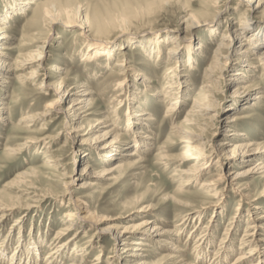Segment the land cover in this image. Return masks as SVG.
I'll list each match as a JSON object with an SVG mask.
<instances>
[{"label":"rangeland","instance_id":"obj_1","mask_svg":"<svg viewBox=\"0 0 264 264\" xmlns=\"http://www.w3.org/2000/svg\"><path fill=\"white\" fill-rule=\"evenodd\" d=\"M40 1L47 2L48 0ZM55 1L64 8L72 9L81 5L87 17L100 16V18H107L110 23L109 25L107 24V34L98 36L95 35L94 31L89 33L97 38L112 39L114 41L112 44L114 46L113 49H117H114V57L109 62L107 61V64L105 61L100 62L101 60L99 61L100 64L96 62L84 64L85 61L81 55H84L89 50L88 42L86 43L84 36L80 35L79 29L73 28L70 30L66 26L58 25L51 35L49 34L50 31L42 33L43 40H41V43H34L35 45L20 49L16 48L17 50L11 51L10 58L11 62H13L18 59L17 56L19 54L35 50L37 48L36 45H43L48 41L47 52L44 55V67L40 71V74H42L40 77L28 80L26 83L19 82L18 79H20L21 75L29 76L33 68H37V65H33L25 70H15V73L6 75V82L0 84V102L3 103L2 116L5 117L0 123V202L2 201L0 204L11 208L8 211H4L6 215L0 220V247H3L8 241L10 247H8L9 251L7 250L6 253L9 256L14 255L16 257L18 254L15 255L13 252L17 249L18 239H25V243L28 244L32 237L37 239L44 238L45 243L42 247L43 254L41 256L43 258V255L50 251L52 243L55 242L53 238L57 231L70 223L68 221L71 217L69 213L74 209L69 203V198L72 194L76 198H90L94 206H99L102 210L101 214L105 217L101 224L103 228L113 226L118 230H124L125 228L136 227L134 231L140 232V229L145 227L143 220L149 219L152 221V224L147 227L149 231L153 225H159L163 230L170 225L173 226L176 234H178L179 230L181 231V235H179L180 244L183 245L185 252L189 254L187 255L188 258L193 261L195 260L193 252L196 253L194 241L203 232L206 224L209 225L210 214L219 206L218 211H223L224 213L218 218L217 222L219 224L212 223L216 225L213 234L216 236L215 242L220 244L229 219L235 217L237 224L233 227L231 226L235 230L232 231L231 228L228 230V233L231 231V235L227 234V240H232L233 248L237 249L242 243L246 224L251 221L247 220L248 216H250L249 213H257L255 217H259L256 220L258 225L264 224V179L260 174L253 173L249 176H241L235 184L229 187H226L223 183H217L215 187L207 189L202 182H206L207 176L215 174V170H212L206 177L203 176L197 179L198 181H192L191 184L184 185L189 177L181 174V171L192 167L194 160L186 161V165L181 164L179 159L185 153L186 143L183 142L184 134L175 129L177 125H182L189 133L201 135L205 140L209 139L217 142V144L226 142L227 145L223 146V152L227 155V160L232 162L227 167L229 172H244L256 162V160L236 159L235 153L232 155V151L236 152L237 145L248 143L249 141L257 144L261 143V151L264 152V98L252 100L255 105H252L253 103L251 102L246 109L239 108L237 104V99L240 98L238 96V92L241 91L240 89L238 90L240 85L248 86L252 84L250 92L253 93V97L255 93L264 91V70H262L261 66L259 67V60L256 56L257 59L254 56H249L255 67L253 68V74L245 78L240 77L241 66L248 63H246V58L242 61L238 60L243 58L241 55L245 47L243 41L239 42L233 52L232 59L229 61L216 54L220 38L224 32L231 33L244 20H247L248 25H254L252 30L256 31L262 26L264 2L257 10L249 11L246 10L245 6H240L236 0H221L219 4L222 7V12L216 26V36L213 37L210 35V27L212 25L208 23L215 19L217 13L214 11H217V8L213 5L212 0ZM4 7V1L0 0V13L4 11ZM33 8L35 7L31 5L32 10ZM231 13H234V18L229 21L227 17ZM192 14L196 15L198 21L201 22L200 27L195 29L189 26L190 22L193 21L191 19ZM31 16L32 12L27 11L23 15L21 14L20 17L17 16L14 21L11 20L9 23L10 28L7 30L13 39L9 40L8 43H14V46L18 45L25 20ZM1 24L4 25V22H1L0 26H2ZM122 29L125 30L126 34L121 37ZM32 33H34V30L29 35L31 36ZM170 37L177 39L167 40ZM155 41H160L158 42L161 50L160 58L150 57L144 52V48L148 47V45L152 46L156 43ZM190 41L195 45L193 56L196 62L194 67H188L187 64L186 46ZM123 44H127L129 47L125 50H119L120 45L122 46ZM85 46H87L86 50ZM171 49L176 50V52L169 54L168 52ZM263 49V46L260 47L259 53ZM177 53H182V56L177 57ZM38 58L40 57L38 56ZM217 59L222 63H219ZM18 60L24 61L22 58ZM177 60L180 63L178 69L181 73L179 76L182 82H190L191 85L186 88L187 91L179 87L180 91L178 89L171 91L172 93L176 92L177 96L181 97V102H183L177 111L174 114L172 113L173 116L171 117L168 115L171 112H166V106L170 100L167 98L164 101L163 97L166 95L165 91H170V89L168 90L165 87L167 85L166 81H168L165 78L166 76L170 77L168 76L172 70L170 68L176 65L175 62ZM118 61H122L127 66L120 67ZM228 63L235 64H232V67ZM56 67L60 70L56 71ZM211 67L214 70L216 69L217 76L211 81L202 84ZM134 68L149 71L147 76L155 79L153 88L145 89L143 78L135 81L134 77L131 76ZM232 68L234 71H231L233 70ZM16 73H18V76ZM235 73H237V76ZM43 80L52 84L53 87H58L63 81L64 87L67 90L70 89L71 95L67 96L64 103L66 109L72 105L73 94L79 88L84 89L83 85L86 84L91 92L88 99L92 101L89 112L108 115L111 119V121L108 120V124L114 125L111 127L115 128L114 133L97 144L91 143V140L90 142L86 140L91 138H88L90 134H87L88 130H90L89 121L85 120L86 125H83L84 127L79 135L82 136V140L85 139V141L89 142V144L85 145L86 147H93L94 152L87 150V147L81 151L79 156H76L70 143L71 141L66 136V118H63L66 115L63 114L57 120H54L51 115L42 116L45 114V105L53 98H51L52 95L44 87L39 88ZM132 82H136V88H129ZM204 84L211 86V91L208 95L210 99L214 100L213 104L217 105L216 112H218V117L209 125L204 120L200 121V126L185 123L186 117H190L189 115L195 112L193 110H195L198 102H201L199 90ZM128 90H133V92L129 93ZM169 96L172 97V95ZM130 111L137 115L141 114L140 111L142 113L150 112L151 115H143L141 119L144 121V130L150 134L148 139L151 146L147 150H141L140 154L144 158H139L141 163L128 176L120 177V173L114 175L104 174L102 173L103 170L112 168L117 160L107 162L98 154L99 152L102 153L103 149H96L95 145H104L111 141L116 134L121 135L120 138L125 143V146L130 144L133 137L126 128L127 116ZM31 114L34 115L35 119L22 120L26 116L32 117ZM240 115H246L247 117L243 118V121L239 120L240 122H238L239 124L237 123L236 128L233 127L229 131L227 128L228 122L231 124L234 116ZM98 116L87 117L89 120L92 119L91 121L93 122L96 121ZM152 117L154 120H152ZM147 118L151 120H146ZM78 123L80 124V122ZM234 129L245 133V136L234 137ZM11 149H15V151ZM132 149V146H127L124 150L130 152ZM162 150L168 159H159L160 156H157L156 153H160ZM48 156L51 159L61 161L57 163L55 170L51 163L48 162ZM126 157L128 158L129 156ZM88 162L93 166V172L102 175L98 177V185L93 189H86L81 186L86 179L83 176L86 173L83 172V169ZM194 167L196 168V165ZM35 169L41 171L44 181L40 182L32 178V172ZM234 172H232V175ZM62 173H64V176ZM67 182L75 183L71 189L72 191L70 190L72 193L69 192L70 194L65 189ZM158 188L161 191L162 188L163 190L167 188L169 192L181 191L184 195H177V197L185 201L183 205H185L184 209L186 212H190L191 217L192 215L202 217L199 219L200 222H190L188 223L189 225H186L188 227L186 231L190 230L194 233L189 240H187L186 231L182 235V226L175 228V225L180 222V213L183 211L181 207L183 206L179 207L181 204L175 200H164L163 194H159L156 190ZM228 189L231 191L230 193ZM217 190L223 191L226 195H222V192L216 194ZM246 193L250 194L252 199H256V201L251 203L249 199H244L243 194ZM144 194L148 196L145 203L155 206V210L151 214H141L138 211L140 203L137 202V199ZM227 194L228 197L225 198ZM221 196H224V198H222L220 206L218 203ZM239 205L240 209L237 210L236 207ZM254 205H260V208L252 209L251 207ZM4 212L0 210V217ZM196 225L197 228L195 227ZM84 231L80 230L78 232L79 237L76 241H78L79 246L88 247L86 248L87 257H89L88 264L99 261L95 259L98 256L101 258L99 264L110 263L115 249L114 242L111 239L113 233H108V236L103 241H93L95 245L89 247V239L94 234V231L86 233ZM258 233H261L260 236L264 237V228L262 231L259 230ZM19 234L21 235L19 236ZM69 237L70 233L65 236V239ZM138 237L139 235L135 236V238ZM154 238L148 239L150 247L144 248L143 258L149 264H160L162 255L173 251L170 245L162 246L163 241L160 239L166 238L164 235H156ZM96 239L97 237L94 236L93 240ZM186 240L187 243H185ZM169 241L174 242V244L177 243L174 239H169ZM74 245L75 243L70 244L63 253L61 252V256L67 257L75 252H86L78 249L74 252ZM248 245H244V251L248 250ZM123 247L127 248L125 244ZM236 255L235 252L229 257L228 262L230 264L234 261ZM12 262L0 261V264H11ZM122 262L127 264L128 261L125 258ZM39 263L41 262L39 261Z\"/></svg>","mask_w":264,"mask_h":264},{"label":"bare ground","instance_id":"obj_2","mask_svg":"<svg viewBox=\"0 0 264 264\" xmlns=\"http://www.w3.org/2000/svg\"><path fill=\"white\" fill-rule=\"evenodd\" d=\"M2 1H4L5 7H4V11L0 13V21L4 22V25L1 24L2 26H0V84H4V82H6L5 80L6 75L15 73V70H25L26 68H29L30 66H33V65H37V68H33L32 72L30 73L27 72L30 74L29 76L21 75L19 77L20 79H18L19 82L26 83V81L31 80V79L34 80L40 77V75H42L40 74V71L44 67L43 66L44 58H45L44 55L47 52L46 48H47L48 41L45 42L46 45L45 44L36 45L37 48L35 50H31L28 53H25V54L22 53L17 56L18 59L22 58L24 61H19L18 59H15L13 62H11V58H10L11 51H13L16 48L20 49V48L32 46L34 43L36 44L41 43V40H43L42 33L44 31H48V32L50 31L49 34L51 35L52 31L55 30L58 25L66 26V28L70 30L73 28L77 30L79 29L80 35L84 36L83 38L86 40V43L88 42V47H89V50H87V52L84 55H81L83 57V60L85 61L84 64H88L89 62L90 63L96 62L100 64V62H104V61L107 64V61L109 62L114 57V49H117V48L113 49L114 46L112 44L114 43V41L112 39L97 38L95 36V35L103 36L107 34V24L108 25L110 24L107 18H100V16L87 17L84 14V11L81 5L78 7H74L72 9L64 8L58 5V3H56L55 0H48L47 2H41L40 0H38L40 2L35 1V0H2ZM212 1L214 3L213 5L217 8V11H214L215 9L213 11L216 12L217 15L215 19L209 22L208 24L212 25V27L209 26L211 28L210 35L214 37L216 36L215 35V32L217 31L216 26L218 25L219 17L221 16L222 7L219 4L221 0H212ZM236 1L239 3L240 6H245L246 10H249V11L257 10V8L262 6L264 2V0H236ZM31 5L35 7L33 8V10L31 9ZM27 11L32 12V16L29 17L27 20H25L26 22L24 23L22 27L21 37L19 39L20 41L17 46H14V43H10V42L8 43L9 40L13 39L7 30L8 28H10L9 23L11 22V20L14 21L17 18V16L20 17L21 14L23 15ZM194 14L191 15L192 17L191 19H193V21L190 22L189 26L195 29V28L200 27L201 22L198 21V18ZM233 14L234 13H231L227 17V20L231 21L234 18ZM246 24H247V20H244L241 23V25L238 28H234V30L231 33L227 31L224 32L220 38L219 45L216 51L217 52L216 54H218L222 58L228 59L229 61L232 59L233 52L237 48L239 42L243 41V45L245 46L244 50L241 53L243 58L238 59L242 61L244 60V58H246V63L248 62L246 65L241 66L242 68H241L239 75L240 77H243V78L247 77L248 75L253 74V71H254L253 68H255L254 64L251 62V59H249V56L251 57L256 56L259 60L258 61L259 67L261 66L262 70H264V49L262 50V52L259 53V48L262 46L264 48V20H262V26L256 31L252 30L254 25H251V24L246 25ZM122 27L124 28V26ZM32 30H34V33H32V35L30 36L29 33ZM91 31H94L95 33L94 36L89 33ZM120 34H121L120 35L121 37L125 36L126 34L125 30L122 29V32ZM173 38L174 37L172 38L170 37L167 40L177 39V38H174V39ZM15 40L17 41V39ZM158 42L160 41H157L156 43H154L153 44L154 46L148 45V47H145L144 52L147 53V55L150 57L153 56L155 58H158V57L160 58L161 50H160V47L158 46L159 44ZM128 43H129V40H128ZM86 47L87 46H85V50H86ZM128 47L129 46L127 44H123L122 46L120 45L119 50H125ZM186 50L188 52V54L186 52V55H188L187 57L188 67L189 66L194 67V64L196 62L193 56L195 45L192 41L188 43V45L186 46ZM173 52L175 53L176 50L171 49L169 50L168 53L172 54ZM177 54H178L177 57L182 56L181 55L182 53H177ZM38 56L40 58L37 59ZM256 57L255 59H257ZM122 61H118L120 64V67L122 68L126 67L127 65H125V63H122ZM217 61H219V63H222L220 62L219 59H217ZM175 63L176 65L170 68L172 70L171 71L169 70L170 74H168V76L170 77H167L165 75L166 76L165 79L168 80L166 81L167 85L165 87L168 90L170 89V91H165L166 95L165 97H163L164 101L167 98H169L170 100V102L166 106V112L168 113L171 112L170 114H168L171 117L173 116L174 112L177 111V109L183 103L181 102V99H180L181 97L179 95L177 96L176 92L172 93L171 91L173 90L176 91L178 87L180 89H184L185 91H187L186 88H188L191 85L190 82H185V81L184 83L182 82L181 77L179 76L181 75V73L179 72V69H178L180 67L179 60H177ZM228 64L231 66L232 64H235V63H228ZM55 70L59 71L60 69L56 67ZM231 71H234V69ZM147 72L149 71L134 68V70L131 73V76L134 77L135 81H138L140 78H143L145 89L153 88V83L155 82V79H153L150 76H147ZM17 74L18 73H16V75ZM235 75L237 76V73H235ZM215 76H217L216 69L214 70L211 67L209 72L206 74V79L202 81V84L204 82L211 81ZM135 83L136 82H132L129 88H132V87L136 88ZM251 86L252 84L248 86H241V85L238 86V90L240 89L241 91L238 92L239 95L237 94L240 97L239 99H237V104L239 108L241 109L248 108L252 100H259L260 98H264V91L262 92L259 91L255 93L253 97V93L250 92ZM42 87H44V89L49 94L52 95L51 98L53 97L45 105V114H43L42 116L51 115L54 120H57V119H60L61 116H63V114L66 115V117L65 116L63 117V118H66V122H65V128L67 131L66 136L71 141L70 143L72 145V148L76 156H79L81 151L85 150L88 147V146L86 147V145L89 144L90 140L92 141L91 143L97 144L101 140H106L107 137L111 136L114 133L115 128H111L114 125L111 123L108 124L109 121H111L108 115L89 112L90 106L92 105V101L91 99H88V97L91 95V92L89 91V88L87 87L86 84L83 85V87H85L84 89L82 88L80 89L78 87L79 90L77 89V92L73 94L72 105L68 109L64 107V103H65V100L67 99V96L71 95V93L69 91L70 89L67 90L64 87L63 81L58 87H53L52 84L46 82V80H43L41 81V85L39 86V88H42ZM212 90H213V87H212ZM46 91H45V94H46ZM128 91L129 93L133 92V90H128ZM178 91L180 90L178 89ZM210 91H211V86L209 85L204 84L202 87H200L199 97L201 99V102L197 100L199 102L196 105L195 110H193L195 112L193 114H190L189 115L190 117H186L185 123L196 124L197 126H200V121L204 120L206 124L209 125L210 123L213 122L214 119H217L218 117V112H216L217 105H214L213 104L214 100L212 98H211L212 100L209 98L208 93H210ZM169 95H172V97H170ZM2 104L3 103L0 102V123L3 121V119H5V117L2 116V112H3ZM252 105H255V103H253ZM142 111H140L141 112L140 115L132 113L131 111L128 112L129 115L127 116L126 128L130 131V134L133 137L132 142H130V144L127 145L128 147H131V146L133 147V149L130 150V152H126L127 150H124L125 147L127 146H125V143L122 142L120 138L121 135H118V134L114 135V138L111 141L105 143L102 146L101 144L95 145L96 149H103V152L102 153L99 152L98 154H100V157L105 159L107 162L117 160L112 168L103 170L102 173L113 174V175L116 173H120V177H125V176H128V174L133 173L138 167V165L141 163V159L144 158L140 154L141 150L142 151L144 149L147 150L151 146V144L149 143V139H148L150 134H148V132L144 130L145 129L143 126L144 121H142L141 119L143 115H151V114L150 112L142 113ZM95 114L99 115L98 118H96V121L92 122L91 121L92 119L90 120L88 119L87 116H96ZM31 116L32 117L26 116L22 120H32V118H34V115L31 114ZM245 117L247 116L246 115H240L236 117L234 116V119L232 120L231 124L229 122L227 124L228 130L230 131V129H232L233 127L236 128L237 123L240 122L239 120H242ZM85 120L89 121L90 130H88L89 132L87 134H90V137L88 138H91V139H86V140H89V142L85 141V139L82 140L81 139L82 136L79 135L80 131L84 127L83 125H86ZM146 120H151V119L147 118ZM152 120H154L153 117H152ZM78 122H80V124ZM175 130L178 132H182L184 134L183 142L186 143L185 153L183 157L179 159L181 164H185L186 161L194 160V164H192V167L188 169H183V171H181V174L189 177L188 181L184 185H189L191 184L192 181L194 182L198 181L197 179L203 176L206 177L207 174H209V172L212 170H215V174L207 176V178L205 179L206 182H202L203 185H206L207 189L213 186L215 187L217 183H223L224 185H226V187H229L235 184L236 181L239 180V178H241V176H249L253 173L260 174L261 177L264 179V152L261 151L262 150L261 143L257 144V143H252L249 141L248 143H244V144L236 146L237 153L232 151V155L235 153L236 159L241 158L243 160H248V161L256 160V162L251 166L249 165L250 167L246 169L244 172L235 173L234 171H232L234 172L232 175V172H229L227 170L228 165H230L232 162L231 160L230 161L227 160L228 157L223 152L224 150L223 146L227 145L226 142L217 144V142L215 141H212L209 139L205 140L203 139L201 135H197V134L195 135V134L189 133V131L188 130L186 131L182 125H177ZM233 131H235L233 132L234 137L238 136L240 138V137L245 136V133L238 132L240 130L236 131L234 129ZM82 134L84 133L82 132ZM92 148L93 147H88L87 150L89 149L91 150V152H94ZM11 150L15 151V149L14 150L11 149ZM156 154L157 156H160L159 159H168V157L165 156V154L163 153V150L162 152L156 153ZM126 156H129V157L127 158ZM47 160L48 162L51 163V166L54 168V170L57 166V163L61 162L60 160H57V159H51L50 156L47 157ZM194 165H196V168L194 167ZM92 168L93 166H91L90 163L88 162L86 163V167L83 169L84 170L83 172H86L83 174V176L86 179L84 180L81 186L86 189H91V188L93 189L95 186H97L99 182L98 177L102 176L101 174L97 172H93ZM63 174L64 173H62V175ZM32 178L35 179L36 181H40V182L44 181L41 171L37 169H35L32 172ZM73 184L75 183H72V182L66 183L65 189L68 193L72 191L71 189L74 186ZM156 190L158 191L159 194L161 195L163 194V196L165 197L164 200H175L177 201V203L181 204L179 205V207L183 206L181 207L183 208L182 209L183 211H181L182 213H180L181 214L180 220H179L180 222L177 225L174 224L175 228L182 226V230H183L182 235L188 228L186 226L188 223L195 222V221L200 222L199 219L202 218L201 216L195 217L194 215H192L191 217L190 212L188 211L186 212V210L184 209L185 205H183V203L185 201L177 197V195H184L181 191L169 192L167 188L165 190H163L162 188V191L159 188ZM228 191L229 193L231 192L229 189ZM219 192H222V195H226V193H223V191L221 190H217L216 194ZM71 195L69 198V203L71 204V206H73L72 208L74 209L72 212L69 213V216L71 217L68 219V221L70 223L66 224V226L62 227L59 231H57L55 237L53 238L55 239V242L52 243V247L50 248V251L47 252L46 255H43V258H41V256L43 254L42 247L45 243V239L44 238L37 239L36 237H32L28 244L25 243V239L24 240L23 239L21 240V238L18 239L17 249H15V251L13 250L14 251L13 253H15V255L18 254V256L16 257L14 255L9 256L6 253L7 250L9 251L8 247H10L7 241L6 242L7 244L3 245V247H0V261H13L11 264H24V263L26 264H31V263L32 264L33 263L34 264H88L89 257H87L88 253L86 250V248L88 247L87 246L81 247L78 245L79 244L78 241H76L79 237L78 232L80 230H85L84 231L85 233L89 231H94V234L89 239V242H90L89 247L94 246L95 241H103L106 238V236H108L107 235L108 233H113L111 239L114 242L115 249L113 251L112 257L110 256L112 258V261L108 264H123L122 261L125 258L128 261L127 264H149L143 258L144 248L150 247V244L148 243L149 238L150 240L151 238L155 239L154 237H156V235H161V234L166 237V238L160 239L163 241L162 246L165 247L166 245H170L171 250L173 252L163 254L160 264H230L228 262L229 257H231L233 253L235 252L237 255L231 264H264V237H261L260 236L261 233H258L259 230L261 231L263 230L264 224L258 225L256 220L259 219V217H255V215L257 214L255 212L252 214L249 213L250 216H248L247 220L248 221L251 220V221L249 222L246 221L248 223L246 224V230H245V234L242 239V243L237 249H235L233 248L234 247L233 241L227 240V234L231 235V231L230 233H228V230L231 228V226L233 227L237 224L234 219L235 217H231L229 219L228 226L223 235L224 237L220 241V244H217V242H215L216 236H214L213 234L215 231L214 227L216 225L212 223L219 224L217 222L219 220L218 218L224 213L223 211H218L219 206L215 208V210L212 211V213L209 216V225L206 224V227L204 228L203 232L194 241V250L196 251V253L193 252L194 257H195L194 258L195 260L193 261L188 258L187 255L189 254L185 252L183 245L180 244L179 235H181V231L179 230L178 234H176L173 226L170 225L166 229L163 230L161 229L159 225H153L151 226L150 231H149L147 230V227L148 225L152 224V221L149 219V220H143V224L145 225V227H142L140 229V232L134 231L136 230V227H131V229L124 227L125 228L124 230H118L117 228L113 226L103 228L101 224L105 220V217H103V215L101 214L102 210L99 208V206H94V203L90 198L82 199V198H76L74 195L72 196ZM243 195H244V199H249L251 203L256 201V199H252L250 194L246 193ZM147 197L148 196H145L144 194L140 198L137 199L138 200L137 202L140 203L139 204L140 207H138L140 209L138 211H140L141 214L142 213L151 214L155 210L154 205L145 203V200L147 199ZM227 197H228V194L227 196H225V198ZM222 198H224V196H221V199L219 200L218 204H220V202L222 201ZM0 203H2V201ZM236 208L237 210H239L240 205L237 206ZM251 208L259 209L260 205L259 206L254 205ZM10 209H11L10 207L4 204H0V210H2L3 212L8 211ZM5 213L6 212H4L3 215L0 217V220L6 215ZM195 227L197 228V225ZM231 229L232 231L235 230V228H231ZM69 233H70V237L65 239V236H67ZM186 233L188 236L187 240H189L190 237L194 235V233L190 230L186 231ZM20 235L21 234H19V236ZM138 235L139 237L135 238V236H138ZM94 236L97 237L96 240H93ZM250 237H252V239H250ZM169 239H174L176 240L177 243L174 244V242L172 243L171 241H169ZM187 240L185 243H187ZM72 243H75V245L73 246L74 252L77 249L80 251H86V252L85 253L75 252L67 257L61 256L63 251L67 249V247ZM124 244L126 245L127 248L123 247ZM245 244H249L247 251L243 250V248L245 247L244 246ZM213 247H214V250H213ZM216 248L218 249L217 251H216ZM125 253L126 254L129 253V254L126 255ZM95 259L99 261L95 263H91V264L100 263L101 258L99 256L96 257ZM39 261L41 263H39Z\"/></svg>","mask_w":264,"mask_h":264}]
</instances>
